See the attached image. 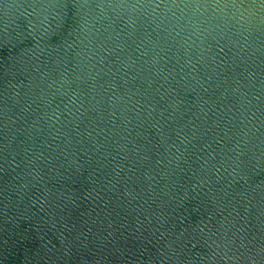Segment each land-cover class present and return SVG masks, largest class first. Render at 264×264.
I'll return each mask as SVG.
<instances>
[{
	"label": "water",
	"instance_id": "obj_1",
	"mask_svg": "<svg viewBox=\"0 0 264 264\" xmlns=\"http://www.w3.org/2000/svg\"><path fill=\"white\" fill-rule=\"evenodd\" d=\"M0 264H264V0H0Z\"/></svg>",
	"mask_w": 264,
	"mask_h": 264
}]
</instances>
